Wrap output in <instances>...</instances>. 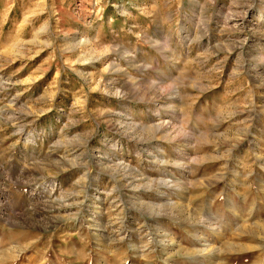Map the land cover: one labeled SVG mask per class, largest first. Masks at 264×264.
Returning <instances> with one entry per match:
<instances>
[{
    "label": "rangeland",
    "instance_id": "rangeland-1",
    "mask_svg": "<svg viewBox=\"0 0 264 264\" xmlns=\"http://www.w3.org/2000/svg\"><path fill=\"white\" fill-rule=\"evenodd\" d=\"M0 264H264V0H0Z\"/></svg>",
    "mask_w": 264,
    "mask_h": 264
}]
</instances>
